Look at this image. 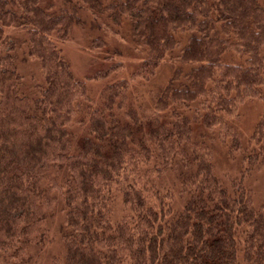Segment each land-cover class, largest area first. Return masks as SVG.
Listing matches in <instances>:
<instances>
[{
    "label": "trees",
    "instance_id": "trees-1",
    "mask_svg": "<svg viewBox=\"0 0 264 264\" xmlns=\"http://www.w3.org/2000/svg\"><path fill=\"white\" fill-rule=\"evenodd\" d=\"M83 5L104 52L96 97L60 46ZM116 36L141 56L126 76ZM32 58L36 78L19 69ZM166 59L142 110L135 86ZM249 99L264 102L261 0H0V264H33L57 209L60 264H264V203L245 184L264 167V110L247 140L233 121ZM220 142L243 154L230 183Z\"/></svg>",
    "mask_w": 264,
    "mask_h": 264
},
{
    "label": "rangeland",
    "instance_id": "rangeland-1",
    "mask_svg": "<svg viewBox=\"0 0 264 264\" xmlns=\"http://www.w3.org/2000/svg\"><path fill=\"white\" fill-rule=\"evenodd\" d=\"M261 1L264 2V0ZM80 15L84 19V25H75L71 37L65 42L60 43V46L64 55L69 60L75 75L79 79L86 81L91 95L96 97L95 94L97 92L99 93L102 86L108 83L106 82L107 79L93 78V74L99 70L101 65L96 58L102 59L104 52L96 48H91V37L92 35L94 36L96 32H90V29L96 24L95 16L84 5L80 8ZM9 33L13 34L14 31L10 29ZM116 40L119 45V50H122L123 57H117L112 62L127 63L126 67H123L122 71L119 73V76H126L139 63L141 56L137 53L135 46L128 38L116 36ZM20 65L19 69L24 71L27 75L31 74L36 78L41 74L40 66L33 58L26 64H23L21 68ZM110 65L109 63L108 66ZM176 65L177 62L174 59H166L161 64L159 71L152 80L144 85L142 83L139 85L136 84L135 94L138 98L136 102L141 105L140 107L142 110L151 107L152 99H154L164 87ZM263 110L264 102L259 99H249L239 106V117H236L233 121L238 126L243 140L249 138ZM242 158L243 154H238L235 151L231 152L226 142H220L216 145L215 161L217 172L220 176L224 177L227 182L230 183L232 177H239L241 175L243 169ZM172 180H174V177L164 179L163 182H161L162 191H173L171 189ZM245 184L254 190L255 205L259 206L264 203V167L260 169L256 167L250 170L245 178ZM120 207V204L116 205V215L118 216L121 214ZM65 214V211L62 209H57L55 217L50 218L47 227L51 240L42 250L37 252L33 264H60L63 261L64 247L60 240V225L64 221ZM238 259V264H245L240 252Z\"/></svg>",
    "mask_w": 264,
    "mask_h": 264
}]
</instances>
